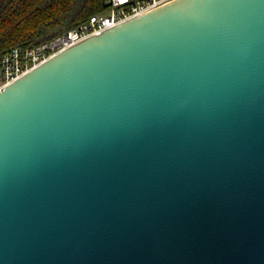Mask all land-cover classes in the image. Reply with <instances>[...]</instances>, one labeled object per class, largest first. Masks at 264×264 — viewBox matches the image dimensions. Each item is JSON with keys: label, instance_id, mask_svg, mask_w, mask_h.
<instances>
[{"label": "water", "instance_id": "water-1", "mask_svg": "<svg viewBox=\"0 0 264 264\" xmlns=\"http://www.w3.org/2000/svg\"><path fill=\"white\" fill-rule=\"evenodd\" d=\"M0 264H264V0H173L0 92Z\"/></svg>", "mask_w": 264, "mask_h": 264}, {"label": "trees", "instance_id": "trees-1", "mask_svg": "<svg viewBox=\"0 0 264 264\" xmlns=\"http://www.w3.org/2000/svg\"><path fill=\"white\" fill-rule=\"evenodd\" d=\"M109 0H0V59L105 12Z\"/></svg>", "mask_w": 264, "mask_h": 264}, {"label": "built area", "instance_id": "built-area-1", "mask_svg": "<svg viewBox=\"0 0 264 264\" xmlns=\"http://www.w3.org/2000/svg\"><path fill=\"white\" fill-rule=\"evenodd\" d=\"M170 1L173 0H109L105 12L32 48H14L0 59V92L60 52Z\"/></svg>", "mask_w": 264, "mask_h": 264}]
</instances>
